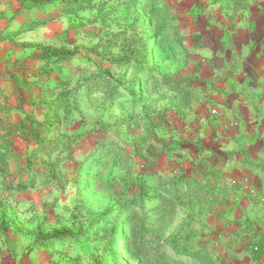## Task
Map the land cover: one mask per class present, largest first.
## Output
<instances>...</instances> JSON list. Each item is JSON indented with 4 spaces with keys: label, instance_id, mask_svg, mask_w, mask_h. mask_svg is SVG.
Returning a JSON list of instances; mask_svg holds the SVG:
<instances>
[{
    "label": "rangeland",
    "instance_id": "obj_1",
    "mask_svg": "<svg viewBox=\"0 0 264 264\" xmlns=\"http://www.w3.org/2000/svg\"><path fill=\"white\" fill-rule=\"evenodd\" d=\"M42 1L0 0V264H264V135H229L264 95V0Z\"/></svg>",
    "mask_w": 264,
    "mask_h": 264
},
{
    "label": "crops",
    "instance_id": "obj_2",
    "mask_svg": "<svg viewBox=\"0 0 264 264\" xmlns=\"http://www.w3.org/2000/svg\"><path fill=\"white\" fill-rule=\"evenodd\" d=\"M251 62H254V61L251 60ZM256 78H257L256 80H258L257 76ZM247 82H248L247 84L248 90L244 92V95L241 98L238 97V99H241V102H240L241 108L247 111L248 118L245 117L243 119L244 126H242L241 128L231 126V128H229V135L232 136L230 139H235L234 136L243 135L244 138L248 140L246 143H249L250 134H256V135L260 134L262 136L264 135V95L260 93L261 92L260 89L252 90V89H255L256 83H257L256 85L260 84L259 83L260 81H255L252 79V77H250V79H248L246 83ZM220 101L222 100H217V102L219 103ZM233 104L231 103V101L229 102L230 110L234 108L235 104L234 105ZM244 120H246L247 123ZM255 143L256 142L253 141V144ZM238 146H239L238 141L236 142V141L229 140V149L233 147H238ZM247 159H248V155L244 156L239 153L234 154V155L229 154V177L244 176L246 179H251L253 181L251 182V186H252L251 188L258 191L259 185L257 184V179L260 178L258 176L260 174L256 173L254 168H250L249 166L243 165V162H247Z\"/></svg>",
    "mask_w": 264,
    "mask_h": 264
},
{
    "label": "trees",
    "instance_id": "obj_3",
    "mask_svg": "<svg viewBox=\"0 0 264 264\" xmlns=\"http://www.w3.org/2000/svg\"><path fill=\"white\" fill-rule=\"evenodd\" d=\"M32 2L33 4H40L43 1L32 0ZM148 41L149 39L144 40L141 35L134 33L131 37L126 39L125 44L122 46V61L120 62V65H124L127 68L129 67L133 75L144 70L149 62ZM41 52L42 53L39 55V58L56 62L69 60L77 54V51L68 49L43 48L41 49ZM136 79V77H132V81H135ZM75 237H78V235L74 234L68 228H61L48 232H39L37 234L36 241L40 242L41 245H45L46 243H52L58 240Z\"/></svg>",
    "mask_w": 264,
    "mask_h": 264
},
{
    "label": "bare ground",
    "instance_id": "obj_4",
    "mask_svg": "<svg viewBox=\"0 0 264 264\" xmlns=\"http://www.w3.org/2000/svg\"><path fill=\"white\" fill-rule=\"evenodd\" d=\"M117 249H118L119 251H121V250H122V245H121V241H119V242H118V246H117Z\"/></svg>",
    "mask_w": 264,
    "mask_h": 264
}]
</instances>
